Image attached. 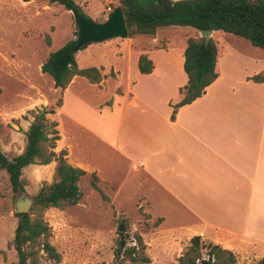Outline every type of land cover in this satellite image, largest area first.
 I'll list each match as a JSON object with an SVG mask.
<instances>
[{
	"label": "rangeland",
	"instance_id": "1",
	"mask_svg": "<svg viewBox=\"0 0 264 264\" xmlns=\"http://www.w3.org/2000/svg\"><path fill=\"white\" fill-rule=\"evenodd\" d=\"M74 1L95 22H103L108 13L119 6L118 0ZM76 32L72 13L62 5L42 0L29 3L0 0V148L8 159L23 152L26 146L25 133L33 120V114L42 109H52L58 102L62 103L63 90L54 87L51 77L41 72V65L50 52L75 39ZM141 37L130 32L126 38L89 44L76 53L79 67L103 66L105 70L101 73L106 74L107 79L104 85L111 83L106 89L76 84L67 95L65 109L94 132L103 130L97 119L100 111L102 114L105 112H102L103 107L100 110L98 106L113 94L110 88L115 83L113 67L124 68L122 61H117V58L130 59L134 52L168 44L173 51L171 60L177 67L179 52L186 46L188 38H198L200 35L191 27L174 26L160 28L154 35H145V40H140ZM212 40L219 55L223 54L227 62L231 57H237L233 64L234 76H240L244 70L264 75V49L253 46L247 39L222 31H215ZM89 50L93 54L87 56ZM76 80L87 83L82 78ZM121 84L113 85V91L123 90L125 82ZM55 112L47 116L49 122H57L60 112L57 108ZM65 128L68 131L71 129L68 121ZM107 129L106 139L110 141L111 122L107 124ZM72 130L70 142L75 155L80 153L88 157L90 166H98L101 176L109 182L116 183L124 178L128 165L114 160L110 147L80 128L73 127ZM60 140L55 142L54 151L59 153L64 150L68 161L69 140L63 137ZM98 152L100 155L97 157ZM55 167V161L47 165L25 167L21 175L24 190L16 194L11 191L6 172L0 171V264H18L12 246L17 224L15 202L26 196L33 205L41 186L57 180ZM136 179L133 175L124 179L125 196L122 193L119 196L121 201L118 202L112 201L113 186L104 188L92 173H86L78 182L81 198L76 204L48 207L40 211L29 210L32 219L40 217L50 227L48 241L60 255L56 264H115L114 253L120 240L125 241V248L135 247L138 259L132 262L124 256L120 264H178L179 256L190 247V241H180L168 229L184 217L178 213L137 211L135 206L138 201L135 199L139 197L130 196L129 193L144 188H135L131 182ZM120 226L123 231H119ZM137 237H140L142 244L138 243ZM201 245V252L205 256L209 243L202 241ZM37 256V264H54L45 258L42 251ZM235 258V264L257 261L252 257Z\"/></svg>",
	"mask_w": 264,
	"mask_h": 264
},
{
	"label": "crops",
	"instance_id": "2",
	"mask_svg": "<svg viewBox=\"0 0 264 264\" xmlns=\"http://www.w3.org/2000/svg\"><path fill=\"white\" fill-rule=\"evenodd\" d=\"M184 49L179 52L177 67L168 44L134 52L130 59L117 58L124 68L111 64L115 74V83L110 87L113 94L98 106L105 112L100 111L97 119L103 127L101 132L91 130L64 106L76 84L105 89L111 85H104L107 79L101 73L103 66H91L100 70L99 83L73 77L63 90L60 107L55 105L54 113L48 115H54L56 108L60 112L57 122H53L57 124L58 140H69V164L94 174L104 188L113 186L112 201H121L119 196H125L124 179L133 175L137 177L131 182L135 188H144L129 193L139 197L135 209L183 216L168 229L180 241L199 236L201 242L218 245L237 258L259 260L264 257V82L247 80L255 75L247 70L234 76L237 57L227 62L218 53L216 80L201 97L173 113V106L183 98L179 90L187 83ZM91 54L89 50L87 56ZM140 55L152 61L151 73L139 72ZM78 78L87 83L77 82ZM122 81L123 90L113 91V85H123ZM67 121L69 131L65 128ZM73 127L95 136L110 147L114 160L128 165L122 180L109 182L98 166H90L88 157L73 153Z\"/></svg>",
	"mask_w": 264,
	"mask_h": 264
},
{
	"label": "trees",
	"instance_id": "3",
	"mask_svg": "<svg viewBox=\"0 0 264 264\" xmlns=\"http://www.w3.org/2000/svg\"><path fill=\"white\" fill-rule=\"evenodd\" d=\"M28 2L31 0H23ZM62 5L68 11L88 18L74 0H43ZM126 22L127 34L154 35L164 27H191L198 30L222 31L247 39L253 46L264 49V0H118ZM77 32L75 33V35ZM75 39L69 40L56 51L50 52L41 65V72L51 77L55 88L64 90L73 77H85L90 83L101 81L100 70L95 67L78 69ZM85 48L82 47L81 50ZM217 46L212 40L188 38L183 51V71L187 83L179 90L183 98L176 103L175 110L201 97L206 88L218 77L216 71ZM138 70L151 73L153 63L146 55H140ZM255 83L264 82V75L255 74L247 78ZM61 103L56 104L60 107ZM54 109H42L33 114V120L26 131V146L23 152L8 159L0 148V171H5L11 191L16 194L24 190L22 170L33 164L47 165L56 162L57 180L39 189L31 211L48 207L74 205L81 198L78 182L86 172L73 167L66 159V152L54 151L59 139L56 123L49 122L48 114ZM174 116L172 115L171 118ZM49 129H51L49 131ZM52 134V136H49ZM95 177V175L93 174ZM96 188V187H95ZM17 224L12 246L17 254L18 264H37L42 251L45 258L56 264L59 253L49 243L50 227L40 217L32 219L29 213H16ZM138 243L142 244L140 237ZM199 236L190 239V247L178 258V264H235V255L218 245L209 244L205 256L201 252ZM120 240L114 253L115 264L125 256L137 262L135 247L125 248ZM143 260L147 261V258ZM249 264H264V257Z\"/></svg>",
	"mask_w": 264,
	"mask_h": 264
},
{
	"label": "water",
	"instance_id": "4",
	"mask_svg": "<svg viewBox=\"0 0 264 264\" xmlns=\"http://www.w3.org/2000/svg\"><path fill=\"white\" fill-rule=\"evenodd\" d=\"M77 35L75 38L74 52H78L82 47L89 44L102 43L112 39H123L127 37V27L120 6L114 8L108 13L103 22H95L89 18L82 17L77 13L71 12ZM200 38L207 43L214 33L213 30H198ZM32 205V200L26 196H22L15 202V210L17 213H28ZM119 231H123V227H119Z\"/></svg>",
	"mask_w": 264,
	"mask_h": 264
},
{
	"label": "bare ground",
	"instance_id": "5",
	"mask_svg": "<svg viewBox=\"0 0 264 264\" xmlns=\"http://www.w3.org/2000/svg\"><path fill=\"white\" fill-rule=\"evenodd\" d=\"M247 85V84H246ZM249 85V84H248ZM231 96V95H230Z\"/></svg>",
	"mask_w": 264,
	"mask_h": 264
},
{
	"label": "built area",
	"instance_id": "6",
	"mask_svg": "<svg viewBox=\"0 0 264 264\" xmlns=\"http://www.w3.org/2000/svg\"><path fill=\"white\" fill-rule=\"evenodd\" d=\"M110 10V9H109Z\"/></svg>",
	"mask_w": 264,
	"mask_h": 264
}]
</instances>
